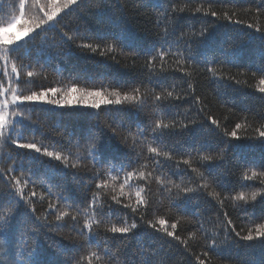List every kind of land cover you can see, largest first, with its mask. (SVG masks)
<instances>
[{
  "label": "snow or ice",
  "instance_id": "6c2138e0",
  "mask_svg": "<svg viewBox=\"0 0 264 264\" xmlns=\"http://www.w3.org/2000/svg\"><path fill=\"white\" fill-rule=\"evenodd\" d=\"M193 2L194 0H188L187 3L159 0L155 26L160 31L152 46L145 50L146 58L140 65L141 72L138 76L140 83L130 91L123 92L119 88L109 90L108 86L82 87L77 83L46 87L41 82L34 89V82L38 78L47 80V75L36 69L39 61L33 63L28 59L32 47L36 46L34 42L39 37L38 49L48 50L49 59L53 58L51 49H60L55 52V56L60 57L65 46L71 50V45L75 44V48L81 52L98 53L119 65L116 53L119 44L123 43L128 19L123 5L114 13V30L111 32L114 42L93 44L85 42L88 38L78 28L71 32L66 30L67 24L61 23L65 17L84 5L86 0H8L7 3L0 4V148L10 143L17 149L28 150L34 153L30 156L28 152L24 153L31 165H35L36 170L41 167L45 170L44 176L39 178V188L42 190L38 192L37 180L33 179L36 173L31 166L27 175L21 173L17 176L15 172L18 161L8 153L7 160H11L12 164L0 167V179H4L7 184L6 189H0V229H8L13 221L19 225L20 250L15 253L12 264H36L31 257L38 247L37 238L47 235L45 230H55L68 221H71L73 229L82 237L80 246L87 245L84 253L74 258V264H163V259L156 251L149 252L141 248L138 254H127L130 239L135 238V230L139 226L135 218L129 220L128 217L118 215L115 206L120 205L123 209H130L133 216L139 213L140 221L155 232L182 245L194 257V264H224L223 260L214 261V255L229 260L238 259V252L234 253L233 250L240 248L241 241H259L264 245V214L259 223L252 220L246 229L237 231L228 212L224 211V219L219 220L217 217V222L211 229L205 227V221L199 220L195 222L196 230L189 232L186 237L182 238L177 234L181 225L193 222L186 216L176 214L173 209L183 211L181 206L186 205L193 195L207 192V196L216 201L222 210L226 201H230L233 207H244L257 201L258 197L264 200V157L259 161L246 162L257 166L243 169L237 181L241 190L234 195H222L215 189L208 191L213 182L223 186L220 178L224 173L216 170L220 168L231 147L230 141L246 139L259 141L264 145V113L260 114V122L255 127L245 115L242 122H235L234 127L229 130L219 119L209 114L204 99L195 94V78L201 72H207L213 81L225 84L226 87H231L226 82L233 80L237 85L248 84L247 80H236L226 69L236 63L230 52L238 49L246 40L258 38L264 44V23L260 22V18L264 16V0H256L257 7L254 9H243L245 13H252V22L234 19L238 11L231 14L229 11L220 13L213 10L212 3H208L207 7L204 3L193 7ZM181 13L211 16L216 21L238 25L243 31L228 49H221L224 59L218 64L215 59L201 60L194 53V45L206 47L215 25L205 23L196 30L189 23V30L177 35L176 22ZM49 31L58 34L59 44L47 40L46 34ZM77 40L80 42L76 43ZM120 52L122 53V49ZM131 55L135 57V53ZM199 63H204L206 68L198 70ZM257 72L251 74L255 78V84H248V87L264 94V64L257 68ZM176 73L183 74V83L186 84L182 94L176 91V83H169L170 76ZM186 97L192 98V104L195 105L194 116L189 115L190 109L180 113L178 105L174 103L185 101ZM48 106L55 109L96 110L94 114L97 122L88 129L83 144L79 140L73 141L69 136L65 145L68 151L65 152L36 142L34 136L21 142L26 139L25 130L36 131L42 127L26 113H31L37 107L44 109ZM145 107L151 108L153 118L146 124L137 123L134 131L127 129L123 135L111 124L99 121L100 112L105 110L106 115L131 114L132 108H136L135 115L139 116ZM119 127L124 128L125 125L121 123ZM241 130L244 131V136L240 135ZM208 135L218 138L217 154L197 152L193 156L188 152L187 158L175 157L174 152L182 149L185 144L193 143L198 136L203 138ZM173 137L179 139L169 144V139ZM221 144L224 146L220 147ZM194 161L199 167L193 166ZM86 162H90L91 166ZM0 163H6L3 156H0ZM19 166H23L22 159ZM69 169L74 170L71 173L73 181H76L77 170L83 169L91 172L96 182V190L91 196L83 197V206L67 203L70 197L65 195L64 185L48 182L55 175L62 174L66 177ZM188 169L193 174L188 182L194 186H186L183 178L179 183L170 178V174H187ZM249 182H258L260 187L248 193L243 189L251 187ZM153 184L156 185L155 192ZM54 188L56 191H53ZM161 193L167 198L169 206L164 214L157 215L155 212L159 211V205L163 203L157 195ZM125 200L128 202L124 203ZM45 201H48L47 207L43 213L38 214L36 202L43 205ZM149 209H154L153 218L145 220V213ZM49 215L53 219L50 220ZM109 233L113 234L112 237L108 236ZM117 238L121 243L113 248L112 241ZM189 241L197 245L202 242L206 250L199 254L192 252ZM0 251H3L2 246ZM0 264H5L4 260L0 259ZM243 264L254 262L246 260Z\"/></svg>",
  "mask_w": 264,
  "mask_h": 264
},
{
  "label": "trees",
  "instance_id": "16d2710c",
  "mask_svg": "<svg viewBox=\"0 0 264 264\" xmlns=\"http://www.w3.org/2000/svg\"><path fill=\"white\" fill-rule=\"evenodd\" d=\"M7 2L8 0H0V4ZM158 2L159 0H86V3L77 11L65 17L61 22L62 25L67 24L68 28L66 30L71 32H75L78 28L79 32L88 38L85 42H91L93 44L112 43L114 42V37L111 35V32L114 30V13H117L120 6L123 5L128 19L123 33V43L119 44L116 53V59L120 62L119 65L111 59L100 56L98 53L81 52L75 48V44L71 45V50H69L68 46H65L61 50L62 55L60 57L55 56V52L60 49H51L53 58L49 59L48 50L40 51L38 49L40 43V38L38 37L34 42L36 46L32 47L28 59L33 63L39 61L36 64V69L44 72L47 75V80L38 78L34 82L33 88L35 89L41 82L46 87L77 83L82 87L108 86L109 90L111 88H119L122 92L130 91L131 88L140 83L138 76L141 72L140 65L144 63L146 58L145 50L152 46L153 41L157 39V34L160 31L155 26L156 11L159 10L157 7ZM175 2L187 3L188 0H175ZM199 3H204L205 7L208 6V3H212L213 10L220 13L229 11L231 14L234 11H238V15L234 16V19H244L248 22H252V13H245L243 9H254L257 7L256 0H234L231 3L229 0H207V2L205 0H194L192 6L194 7ZM260 22L264 23V16L260 18ZM189 23L196 30H199L205 23L215 25V30L209 38L207 46L196 47L194 45V53L201 60L206 58L212 61L215 59L217 64L224 59L221 49H228L232 41L237 39L243 31L238 25L231 24L228 21H216L211 16L204 17L203 14L193 15L181 13L176 22V34L179 35L181 31H188ZM160 27L162 28L163 25ZM46 35L50 43L59 44V36L55 31H49ZM79 42L80 40L76 41V43ZM120 49H122V53ZM173 51H175V47H173ZM132 53H135V57L131 55ZM230 54L233 55L236 63L234 66H228L226 69L229 74L233 75L236 80H247L248 84H255V78L251 74L257 72V68L261 64H264V44L258 38L246 40L242 46L236 50H232ZM133 61H135L134 65ZM41 65L43 66L42 68ZM204 68H206L204 63L197 65L198 70ZM257 75H259L258 72ZM195 79V94L204 99L209 114L219 119L224 127L231 130L234 127V123L242 122V118L245 115L248 116V122L252 123L254 127L260 122V114L264 113V94L259 93L255 88H250L245 83L237 85L235 80L227 81L226 84L231 85V87H226L225 84L213 81L207 72H201ZM173 82L178 85L176 91L182 94L186 88V84L183 83V74L176 73L174 76H170L169 83ZM144 83L146 84L147 81L145 80ZM22 87L24 86L22 85ZM149 87L152 86L149 85ZM185 101L174 102L178 105V111L183 113L186 109H190L189 115H196L192 98L186 97ZM95 111L80 108L55 109L48 106L47 108L40 109L37 107L31 113L26 114L30 115L32 120H37L42 127L36 131L25 130L24 137L26 139L21 142H26L34 136L35 141L38 143L42 142L50 148L55 147L57 150L67 152L68 147L65 145L69 136H71L73 141L79 140L81 144L84 143V136L87 134L88 129L93 127L97 122V117L94 114ZM106 112L107 110L100 112L99 121L116 127L120 135L125 134L127 129L134 131L137 123L146 124L153 118L150 107H145L139 113V116L135 115L137 112L136 108H132L131 114L117 113L114 115H106ZM225 117H227V120H225ZM121 123L125 125L124 128L119 127ZM42 132L43 135L41 134ZM244 134V131L241 130L240 135L244 136ZM108 135H111V133L108 132ZM176 139H179V137L169 139V144H172ZM218 143V138L214 135H208L203 138L198 136L193 143L185 144L182 149L175 151L174 155L179 159L181 156L187 158L188 152H191L193 156L197 152L217 154L216 145ZM230 143L231 147L225 154L223 163L216 170L217 172L224 173L220 178L223 186H218L216 182H213L212 187L208 191L215 189L221 192L222 195L224 193L234 195L241 190L237 181L243 169L257 166L246 162L259 161L264 157V145H261L259 141L242 139L240 141H230ZM223 146V144L220 145V147ZM73 151H75V148H73ZM25 152H28V150L17 149L15 145L10 143L4 145L0 148V156H3L6 163H0V167H7L12 164L11 160H7V154L11 153L18 161L15 172L17 176L21 173L27 175L29 167L31 166L33 168L36 173L33 175V179L37 180V191L39 192L42 190L39 188V178L44 176L45 170L43 167L36 170V166L31 165L28 160V156L34 153L28 152V156H25ZM131 154L134 155V153ZM21 159L23 160L22 167L19 166ZM86 163L89 164V167L91 166L90 162ZM114 163H119V161H114ZM193 166L199 167L195 161L193 162ZM182 167L185 166L182 165ZM201 170L204 171L205 169ZM73 171L69 169L66 177L62 174L52 176L48 182L64 185L65 195L70 197L67 203L83 206V197L86 195L91 196V193L96 190V182L93 180L91 172H86L83 169L77 170L78 175L76 181H73L71 175ZM192 175L191 170L188 169L187 174H170V178L177 183L181 182V178H183L186 186H194L188 182L189 177ZM44 178L46 180L48 179L47 177ZM209 179L211 180V177ZM249 184L251 187L243 189L248 193L260 187L258 182L254 184L249 182ZM6 188L7 184L5 180L0 179V189ZM155 188L156 185L153 184L154 192ZM53 191H56V189L54 188ZM110 195L111 193H109V202ZM157 195L163 203L159 205V211H156L155 214H164L168 209L169 202L162 193ZM127 202V200L124 201V203ZM47 203L48 201H45L41 205L39 202H36L38 214L43 213L47 207ZM115 207L118 209V215L128 217L129 220L135 218L139 226L135 230V238L130 239L126 249L127 254H138L140 249L143 248L145 251L158 252L163 259V264H194V257L186 252L182 245H179L178 242L163 236L161 233L155 232L143 224L139 219V213L133 216L130 209H123L122 205ZM181 207L183 211L177 209H173V211L176 214L186 216L193 222L191 224H183L178 228L177 234L181 235L182 238L186 237L189 232L196 230L195 222L199 220L205 221V227L211 229L213 224L217 222V217H219V220L224 219V211L228 212L237 231L241 228L246 229L252 220L255 223H259L260 217L264 214V200L260 197L257 198V201L244 207H233L230 201H226L222 210L216 201L207 196V192L193 195L192 199ZM194 213H199V215H194ZM153 214L154 209H149L145 213V220L152 219ZM49 219H53V216L49 215ZM45 231L47 235H42L37 238L38 247L35 248L34 254L31 257L36 264H74V258L83 254L87 247V245L84 247L80 246L82 244V237L73 229L71 221H68L64 226L55 230ZM112 235L110 233L108 234L109 237H112ZM232 235L234 236V233ZM116 236L119 237V234H116ZM20 243L19 225L16 221H13L8 229H0V246L3 247V251H0V259L4 260L5 264H12L15 253L20 250ZM120 243L121 240L119 238L113 240V248ZM240 244L239 249L233 250L234 253L238 252V259L234 258L229 260L226 257H216L214 255V261L218 262L223 260L224 264H243L244 261L250 260L254 264H264V245L259 241H241ZM189 247L192 249V252L197 254L206 250L202 242L197 245L189 241Z\"/></svg>",
  "mask_w": 264,
  "mask_h": 264
}]
</instances>
